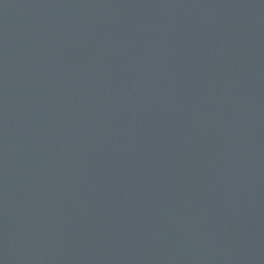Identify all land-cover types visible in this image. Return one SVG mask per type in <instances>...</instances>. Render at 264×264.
<instances>
[{"label":"water","instance_id":"95a60500","mask_svg":"<svg viewBox=\"0 0 264 264\" xmlns=\"http://www.w3.org/2000/svg\"><path fill=\"white\" fill-rule=\"evenodd\" d=\"M0 264H264V0H0Z\"/></svg>","mask_w":264,"mask_h":264}]
</instances>
